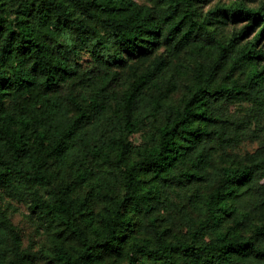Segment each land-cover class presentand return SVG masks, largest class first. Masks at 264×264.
<instances>
[{
    "label": "trees",
    "instance_id": "obj_1",
    "mask_svg": "<svg viewBox=\"0 0 264 264\" xmlns=\"http://www.w3.org/2000/svg\"><path fill=\"white\" fill-rule=\"evenodd\" d=\"M148 1L0 0V264H29L10 219L19 205L50 235L55 264H264V146L246 165L216 163L248 133L225 104L264 112V0ZM155 32L194 65L159 60L125 78L117 67ZM68 166L104 197L97 220L72 186L53 188ZM169 191L201 215L186 214L175 239L157 217Z\"/></svg>",
    "mask_w": 264,
    "mask_h": 264
},
{
    "label": "rangeland",
    "instance_id": "obj_2",
    "mask_svg": "<svg viewBox=\"0 0 264 264\" xmlns=\"http://www.w3.org/2000/svg\"><path fill=\"white\" fill-rule=\"evenodd\" d=\"M138 1L146 6L152 7L151 2L148 0ZM262 1L251 0L250 4L251 6L257 7ZM233 2L234 0H207L206 9L214 8L216 5H229ZM245 24L246 21L231 24L229 28L222 32V35L229 37L234 31L240 30ZM255 32L251 31L248 35L249 38ZM207 55L208 58L203 61L215 60V55L212 52L207 53ZM84 58H87V56H84ZM125 58V65L117 67V70L127 79H131L133 71L142 73L151 70L159 60L173 61L175 65L185 64L189 67L194 65L191 49L184 51L178 58H173L166 49L164 39L159 32H155L150 36L147 51L139 55L126 54ZM235 77L240 79L244 78L238 72L235 73ZM181 82V89L170 98L171 103H178L181 100L185 93V86L190 83L186 77H183ZM224 107L227 114L247 121L248 133L235 148L219 152L216 163L219 165H246L250 162V155L260 146H264V112H257L244 98L228 102ZM142 142L143 138L141 134L131 137V143L135 146L142 144ZM90 181L81 183L77 178L76 171L68 166L60 171L53 188H58L61 185L72 186L74 188L72 197L85 202L88 209L87 213L97 220L103 214L106 204L104 197H99L94 189L90 187ZM111 194L121 197L124 194V189L122 186H119ZM166 196L167 201L165 206L157 214V217L162 230L166 231L169 238L175 239L187 231L186 214H189L195 219L200 218L201 215L191 209L186 192H182L179 195L177 192L169 191ZM19 207L20 211L13 213L10 219L20 237L21 247L25 252L27 262L29 264H55L51 259L53 242L50 235L38 222L36 217L28 211L26 206L19 205ZM131 214L133 216L135 230H137L141 220L133 213ZM256 222L261 223V219L257 218ZM142 262L146 264H161L160 262H153L146 259H142ZM119 263L125 264L124 261H120Z\"/></svg>",
    "mask_w": 264,
    "mask_h": 264
}]
</instances>
